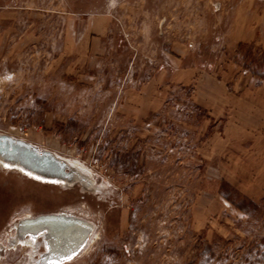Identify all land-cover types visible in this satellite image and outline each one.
<instances>
[{"label": "rangeland", "instance_id": "obj_1", "mask_svg": "<svg viewBox=\"0 0 264 264\" xmlns=\"http://www.w3.org/2000/svg\"><path fill=\"white\" fill-rule=\"evenodd\" d=\"M0 133L65 164L0 158V264L56 213L93 227L56 264H264V0H0Z\"/></svg>", "mask_w": 264, "mask_h": 264}, {"label": "water", "instance_id": "obj_2", "mask_svg": "<svg viewBox=\"0 0 264 264\" xmlns=\"http://www.w3.org/2000/svg\"><path fill=\"white\" fill-rule=\"evenodd\" d=\"M0 157L9 162L18 163L32 171L42 173L55 172L58 167L65 165L52 154L40 152L23 140L1 133ZM18 223L21 231L31 228L26 233H38L46 230L50 240L51 254L55 258L53 264L64 261L78 253L93 228L91 224L64 213L23 218Z\"/></svg>", "mask_w": 264, "mask_h": 264}, {"label": "trees", "instance_id": "obj_3", "mask_svg": "<svg viewBox=\"0 0 264 264\" xmlns=\"http://www.w3.org/2000/svg\"><path fill=\"white\" fill-rule=\"evenodd\" d=\"M224 197L227 199V200H229V201H232V199H231V197L230 196H228V195H224ZM246 202H247V200H245V202H242L241 204H237V203H234V202H232L234 205H236V207L238 208V209H240L241 211H243V212H247V209H246ZM251 203V202H250ZM252 205L254 206V207H257L254 203H252Z\"/></svg>", "mask_w": 264, "mask_h": 264}, {"label": "crops", "instance_id": "obj_4", "mask_svg": "<svg viewBox=\"0 0 264 264\" xmlns=\"http://www.w3.org/2000/svg\"><path fill=\"white\" fill-rule=\"evenodd\" d=\"M91 40L89 41V44H90V49H93L95 46H96V44H98V42H97V40L99 39L98 37H96L95 35V33L93 34V32H91Z\"/></svg>", "mask_w": 264, "mask_h": 264}, {"label": "bare ground", "instance_id": "obj_5", "mask_svg": "<svg viewBox=\"0 0 264 264\" xmlns=\"http://www.w3.org/2000/svg\"><path fill=\"white\" fill-rule=\"evenodd\" d=\"M0 158H1V157H0ZM1 159H2V158H1ZM53 215H55V214H53ZM68 216H69V215H68ZM71 216H72V215H71ZM18 226H19L18 229L21 231V227H20V225H18ZM30 230H31V228L26 229V231H23V230H22L24 233L21 231V236H22V237H25L26 234H27L26 232H27V231H30ZM32 230H33V229H32ZM33 231H35V230H33ZM44 231H45V230H44ZM30 234H34V233H30ZM49 244H50V240H49ZM51 257H52L53 259H55V258L52 256V254H51ZM39 264H50V262H49V263H39Z\"/></svg>", "mask_w": 264, "mask_h": 264}, {"label": "snow or ice", "instance_id": "obj_6", "mask_svg": "<svg viewBox=\"0 0 264 264\" xmlns=\"http://www.w3.org/2000/svg\"><path fill=\"white\" fill-rule=\"evenodd\" d=\"M5 167H8V165H5Z\"/></svg>", "mask_w": 264, "mask_h": 264}]
</instances>
